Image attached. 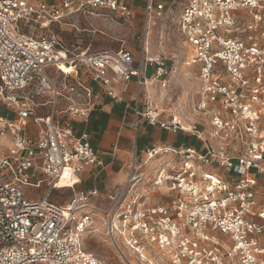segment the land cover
Wrapping results in <instances>:
<instances>
[{"label": "built area", "instance_id": "2783aa9c", "mask_svg": "<svg viewBox=\"0 0 264 264\" xmlns=\"http://www.w3.org/2000/svg\"><path fill=\"white\" fill-rule=\"evenodd\" d=\"M126 1L0 0V112L14 115L0 114V148L10 143L0 153V264H106L84 247L100 221L125 264H264V36L251 43L228 37L236 14L262 9L264 0H187L183 7L178 30L193 52L188 65L198 67L195 122L165 119L148 90L139 108L142 89L167 74L162 58L148 59L146 48L138 61L123 50H71L52 30L99 11L129 20ZM165 13V4L147 0L148 23ZM148 65L156 68L149 79ZM88 78L114 99L116 84L134 80L136 115L201 147L146 150L106 199L93 189L67 205L53 202L52 193L66 189L63 179L74 190L85 168L102 163L86 133L77 137L58 121L64 114L88 122L99 99ZM32 118L37 138L27 133ZM44 184V196H28ZM156 191L172 196L155 203Z\"/></svg>", "mask_w": 264, "mask_h": 264}, {"label": "rangeland", "instance_id": "374dc122", "mask_svg": "<svg viewBox=\"0 0 264 264\" xmlns=\"http://www.w3.org/2000/svg\"><path fill=\"white\" fill-rule=\"evenodd\" d=\"M184 3L185 0H172L171 10L166 11L162 18L155 19L152 23L146 21L144 8L129 20L121 19L107 11L78 14L79 17L74 20L78 32L74 33L70 31V27L65 26L64 31L60 30L58 34L71 50L79 47L89 48L91 52L123 50L131 52L138 61L146 48L148 59L162 58L166 64L167 74L161 80L152 81L148 92L166 116L174 115L195 121L198 67L188 65L193 52L185 44L178 30V19ZM259 18L261 20L257 21ZM236 20L237 25L230 29L228 37L251 43L264 36V7L259 10H242L236 14ZM152 73L151 67L147 75L150 76ZM0 114L11 117L3 110ZM7 147L9 146L3 149L4 153ZM46 189L47 184H44L34 195H31L29 189L26 192L31 199H40L46 193ZM73 197L74 192L67 188L52 193V201L60 205H67ZM101 224L100 221L95 225V230L84 235L85 250L106 264H125L115 245L106 237ZM160 255L158 253L157 256ZM132 263L137 264L134 260ZM155 264L162 263L156 259Z\"/></svg>", "mask_w": 264, "mask_h": 264}, {"label": "crops", "instance_id": "0c3cea01", "mask_svg": "<svg viewBox=\"0 0 264 264\" xmlns=\"http://www.w3.org/2000/svg\"><path fill=\"white\" fill-rule=\"evenodd\" d=\"M41 1L56 5L66 0ZM146 2L147 0L126 1L127 5L133 10L134 16L136 13L142 11L143 8L145 10ZM186 2L187 0H185L183 7L186 5ZM156 3L165 4L166 11L171 10L170 6L172 5V0H156ZM77 17H79V15L67 18L61 24L54 25L52 27L53 32L59 36L58 32L60 30L63 32V27L65 26L70 27V31L74 33L78 32V27L74 23ZM59 38L61 39L60 36ZM74 50L90 51L89 48L82 49L81 47L74 48ZM151 67L153 68V73L150 76L147 75L148 79L154 76L156 72L154 66L148 65L146 69L147 73ZM87 83L93 87L95 93L99 96L88 122H83L78 118L64 114L60 115L58 118V121L61 122L62 125L71 126L77 137H81L82 134L86 133L89 136L92 148L102 161L100 164L85 168L79 175L78 183L75 185L74 190L71 189L74 194L97 189L100 192L101 199H106L110 192L126 183L134 157L136 156L138 159H143L145 157L143 152L146 150L158 147H201V143L188 134L182 132L175 133L168 129L161 128L158 125H151L141 116L136 115L137 86L134 80L127 84L119 83L115 85L116 94L119 96V99L108 96L105 90L93 82L91 78L87 79ZM146 90L148 89H142L139 105L141 110L144 108V99L147 95ZM1 110L7 112L11 116L9 119L14 118V115L6 108L3 107ZM48 114V108H42L38 112V116L41 117H45ZM163 115L165 119L169 117L165 114ZM195 121H197V118ZM39 131L40 126L35 122V118L30 119L27 127L29 137L37 138ZM8 143H1L3 148H0V153H4L5 150L3 149L9 146ZM259 186L264 191V176L261 177ZM152 196L155 203H165L170 199L172 193L167 194L165 191H156Z\"/></svg>", "mask_w": 264, "mask_h": 264}, {"label": "bare ground", "instance_id": "6f19581e", "mask_svg": "<svg viewBox=\"0 0 264 264\" xmlns=\"http://www.w3.org/2000/svg\"><path fill=\"white\" fill-rule=\"evenodd\" d=\"M63 69L67 72H71L72 71V68H69L67 66H63ZM152 84V82H151ZM67 181L65 179H63L60 183H59V187L62 189V188H69L70 186L69 185H66ZM97 231V230H96ZM133 262V260H132Z\"/></svg>", "mask_w": 264, "mask_h": 264}]
</instances>
